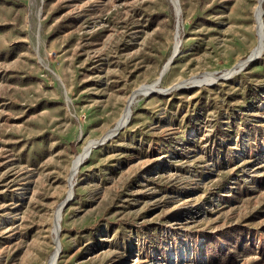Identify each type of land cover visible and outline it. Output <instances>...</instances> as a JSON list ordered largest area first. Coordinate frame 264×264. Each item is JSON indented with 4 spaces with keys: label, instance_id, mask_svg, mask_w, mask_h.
Instances as JSON below:
<instances>
[{
    "label": "rangeland",
    "instance_id": "rangeland-1",
    "mask_svg": "<svg viewBox=\"0 0 264 264\" xmlns=\"http://www.w3.org/2000/svg\"><path fill=\"white\" fill-rule=\"evenodd\" d=\"M258 6L0 0V264H264Z\"/></svg>",
    "mask_w": 264,
    "mask_h": 264
},
{
    "label": "bare ground",
    "instance_id": "bare-ground-1",
    "mask_svg": "<svg viewBox=\"0 0 264 264\" xmlns=\"http://www.w3.org/2000/svg\"><path fill=\"white\" fill-rule=\"evenodd\" d=\"M259 15H260V9H259V6L257 7V10H256V19H257V28H258V39H259V43H258V46H256V48H254L253 52L251 55H255V54H258L261 50H262V42L264 41V32H263V27L260 23V19H259ZM129 101V100H128ZM128 111L129 109H127V111L123 114V116L121 117L120 119V122L122 123L127 114H128ZM88 152V147H85L81 153L78 155V157L76 158L75 162H74V171L73 173L76 172V169L79 165V163L83 160V158L85 157V155L87 154ZM69 188V187H68ZM70 189V188H69ZM72 189V188H71ZM72 191V190H71ZM72 193V192H71ZM55 217V216H54ZM60 217V214L59 212L56 213V225L55 227L53 228V230L57 233V220H60L59 219ZM55 222V221H54ZM58 249H59V244H58V241L56 239V249L55 251L53 252L50 260L48 261V264H55L56 263V258H57V255H58Z\"/></svg>",
    "mask_w": 264,
    "mask_h": 264
},
{
    "label": "water",
    "instance_id": "water-1",
    "mask_svg": "<svg viewBox=\"0 0 264 264\" xmlns=\"http://www.w3.org/2000/svg\"><path fill=\"white\" fill-rule=\"evenodd\" d=\"M262 1H263V0H260V6H259V9H260V15H259V19H260V23H261V25H262V27H263V30H264V23H263V18H262L263 11H262V6H261V5H262ZM177 15H179V11L177 12ZM263 48H264V42H262V51L259 52L258 54L251 55V56L249 57V59H248L246 62H249L252 58L259 56V55L263 52ZM242 65H243V64H242ZM242 65H240V66H242ZM164 71H165V69L162 71V73H161V77H162V75L164 74ZM160 79H161V78H160ZM160 79H159L158 81H160ZM150 89H152V88H150ZM150 89H146V90H145L144 87H141L140 89L136 90V91L133 93V95H134V97H136V95H138V94H140V93H146V92L150 91ZM129 115H130V108H129V112H128V114H127L126 120H124L121 124H119V125L113 130V131L109 132L108 135L105 136V138H109L110 136H112V135H114L115 133H117L118 130H119L120 128H122V127L124 126V124L127 122V119H128V117H129ZM96 144H98V142L91 143L90 148H89V152H90L91 148H92L93 146H95ZM89 152H88V153H89ZM82 161H83V160H82ZM82 161H81V162H82ZM81 162L79 163V165L81 164ZM62 208H63V205H61V209H60V218H61V215H62ZM59 231H60V222L58 223V231H57V233H56L57 237L59 236ZM58 244H59V243H58ZM59 251H60V245H59L58 253H59ZM57 256H58V255H57Z\"/></svg>",
    "mask_w": 264,
    "mask_h": 264
}]
</instances>
